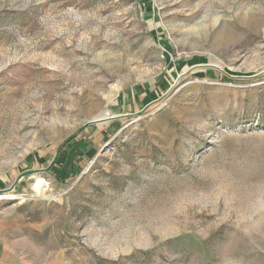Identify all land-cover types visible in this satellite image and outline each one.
Returning <instances> with one entry per match:
<instances>
[{"label": "rangeland", "instance_id": "374dc122", "mask_svg": "<svg viewBox=\"0 0 264 264\" xmlns=\"http://www.w3.org/2000/svg\"><path fill=\"white\" fill-rule=\"evenodd\" d=\"M26 170L1 260L264 264V0H0V190Z\"/></svg>", "mask_w": 264, "mask_h": 264}, {"label": "water", "instance_id": "95a60500", "mask_svg": "<svg viewBox=\"0 0 264 264\" xmlns=\"http://www.w3.org/2000/svg\"><path fill=\"white\" fill-rule=\"evenodd\" d=\"M209 66V64L207 65ZM212 66V65H210ZM213 66H216L213 64ZM218 67V66H216ZM220 68V67H219ZM221 69V68H220ZM151 104V103H150ZM123 116H127V114L125 115H119V116H103V117H100V118H97V119H93L91 121L88 122V125L89 124H95V123H99V122H107V121H110V120H113L115 118H118V117H123ZM36 172V170H26L24 172H21L17 177H16V180L15 182L13 183V185L11 187H9L8 189H2L0 190V195L2 194H5L7 192H10L12 191L15 186L26 176V175H31V174H34Z\"/></svg>", "mask_w": 264, "mask_h": 264}, {"label": "crops", "instance_id": "0c3cea01", "mask_svg": "<svg viewBox=\"0 0 264 264\" xmlns=\"http://www.w3.org/2000/svg\"><path fill=\"white\" fill-rule=\"evenodd\" d=\"M8 254V251H6V255ZM0 264H12L10 262H7L6 260H1L0 259Z\"/></svg>", "mask_w": 264, "mask_h": 264}, {"label": "bare ground", "instance_id": "6f19581e", "mask_svg": "<svg viewBox=\"0 0 264 264\" xmlns=\"http://www.w3.org/2000/svg\"><path fill=\"white\" fill-rule=\"evenodd\" d=\"M214 65H216V64H214ZM217 66V65H216ZM219 67V66H218ZM221 68V67H220ZM224 70V69H223Z\"/></svg>", "mask_w": 264, "mask_h": 264}, {"label": "trees", "instance_id": "16d2710c", "mask_svg": "<svg viewBox=\"0 0 264 264\" xmlns=\"http://www.w3.org/2000/svg\"><path fill=\"white\" fill-rule=\"evenodd\" d=\"M69 140H71V139H69ZM69 140H68V142H69Z\"/></svg>", "mask_w": 264, "mask_h": 264}]
</instances>
